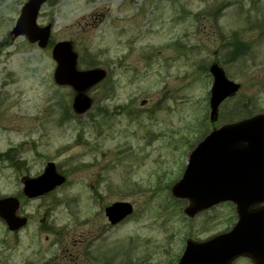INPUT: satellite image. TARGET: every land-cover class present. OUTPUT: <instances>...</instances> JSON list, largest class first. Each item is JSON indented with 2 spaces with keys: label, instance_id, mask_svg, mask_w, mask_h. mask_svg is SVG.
<instances>
[{
  "label": "rangeland",
  "instance_id": "1",
  "mask_svg": "<svg viewBox=\"0 0 264 264\" xmlns=\"http://www.w3.org/2000/svg\"><path fill=\"white\" fill-rule=\"evenodd\" d=\"M50 1L59 3L45 18L48 46L15 39L0 60L10 69L0 74V196L47 161L66 183L20 199L28 218L20 230L0 219V264H176L188 239L207 240L233 221L229 203L187 217L170 187L198 140L264 114V0ZM62 40L78 69L108 74L85 92L82 115L73 90L53 81L51 47ZM213 62L239 90L210 118ZM116 201L134 211L110 225L104 207Z\"/></svg>",
  "mask_w": 264,
  "mask_h": 264
},
{
  "label": "water",
  "instance_id": "2",
  "mask_svg": "<svg viewBox=\"0 0 264 264\" xmlns=\"http://www.w3.org/2000/svg\"><path fill=\"white\" fill-rule=\"evenodd\" d=\"M43 0H38V2ZM37 1L31 0L23 9L16 26V32L25 33L30 40H39L44 47L49 36V26L37 34L35 10ZM33 8V10H31ZM30 16V18H29ZM52 57L56 61L54 80L59 85L72 86L78 95L74 100L77 112H85L90 102L83 92L105 77L102 69L78 71L77 55L68 42L55 44ZM213 87L210 96V117L216 113L219 104L233 95L238 84L226 78L217 64L210 67ZM251 170L254 187L244 196L233 190V178ZM241 175V176H242ZM49 163L36 179L25 181L24 193L29 197L44 194L63 182ZM172 193L176 197L188 198L185 212L193 216L221 201H235L239 213L238 224L228 233L213 237L203 243L187 242L177 264H229L238 255H257L256 264H264V241L254 244L255 239H264V207L249 212L248 208L264 202V115H257L214 130L197 145L191 153L183 178ZM18 202L14 198L0 200V215L11 229L24 224L25 219L15 216ZM128 203L115 202L105 212L112 224L131 213Z\"/></svg>",
  "mask_w": 264,
  "mask_h": 264
},
{
  "label": "flooded vegetation",
  "instance_id": "3",
  "mask_svg": "<svg viewBox=\"0 0 264 264\" xmlns=\"http://www.w3.org/2000/svg\"><path fill=\"white\" fill-rule=\"evenodd\" d=\"M28 1L29 0H0V60L3 58V56L5 54V49L8 47V45L10 43L14 42L15 39H22V41H24V43L28 47H30V45H31L32 47H37V48L41 49L36 42L32 43L26 35L15 31L16 23H17L20 15H21L22 9ZM57 3H59V2L58 1L52 2L50 0H45L44 2H42L38 6V10L36 13V24L39 27H45L47 25V23L45 22V18L48 16L49 12H52L55 9V7L57 6ZM97 19H98V17H96L94 20L96 21ZM8 70H10L9 67L3 65L0 61V74L3 75L4 71H8ZM48 162H52V161H47L46 164ZM52 163L54 164L56 171L59 173V170H58L56 164L54 162H52ZM21 164H23V162H20V165ZM46 164H45V166H46ZM45 166H44V168H45ZM24 177L25 176H23L20 179V182H21L20 190L17 193L10 195V196L17 197L19 199V201L21 198L22 199L23 198L28 199L23 194L22 179ZM32 177H35V176H32ZM56 189L52 190L51 192L55 191ZM50 193L44 194L42 196H46ZM42 196H40V197H42ZM37 198H39V197H37ZM18 213H19V210H18ZM19 214L23 215L21 213H19ZM236 220H237V215H235V217H233L232 224ZM21 228H23V227H21ZM21 228H19L18 230H20ZM18 230H16V231H18ZM238 260L239 259L235 260L234 264H236ZM247 261L249 264H254V261L251 259H247Z\"/></svg>",
  "mask_w": 264,
  "mask_h": 264
},
{
  "label": "trees",
  "instance_id": "4",
  "mask_svg": "<svg viewBox=\"0 0 264 264\" xmlns=\"http://www.w3.org/2000/svg\"><path fill=\"white\" fill-rule=\"evenodd\" d=\"M230 54H233L234 55V52H231Z\"/></svg>",
  "mask_w": 264,
  "mask_h": 264
}]
</instances>
